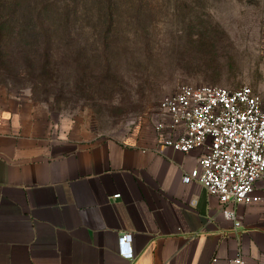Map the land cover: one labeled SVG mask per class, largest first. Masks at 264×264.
<instances>
[{"label":"crops","instance_id":"obj_1","mask_svg":"<svg viewBox=\"0 0 264 264\" xmlns=\"http://www.w3.org/2000/svg\"><path fill=\"white\" fill-rule=\"evenodd\" d=\"M150 119L103 136L0 93V264H264V204L237 206L236 226L183 180L202 150L159 152Z\"/></svg>","mask_w":264,"mask_h":264},{"label":"rangeland","instance_id":"obj_2","mask_svg":"<svg viewBox=\"0 0 264 264\" xmlns=\"http://www.w3.org/2000/svg\"><path fill=\"white\" fill-rule=\"evenodd\" d=\"M47 2L49 31L0 26V93L55 120L123 138L180 83L264 90V0Z\"/></svg>","mask_w":264,"mask_h":264},{"label":"built area","instance_id":"obj_3","mask_svg":"<svg viewBox=\"0 0 264 264\" xmlns=\"http://www.w3.org/2000/svg\"><path fill=\"white\" fill-rule=\"evenodd\" d=\"M150 118L159 152L167 147L185 153L202 150L199 168L184 174L183 180L199 182L218 199L223 213L236 220V226L237 206L264 204V90L246 84L230 89L180 83L160 100ZM130 240V233L119 237L126 257L133 255L127 248ZM223 264L246 263L238 255Z\"/></svg>","mask_w":264,"mask_h":264},{"label":"trees","instance_id":"obj_4","mask_svg":"<svg viewBox=\"0 0 264 264\" xmlns=\"http://www.w3.org/2000/svg\"><path fill=\"white\" fill-rule=\"evenodd\" d=\"M23 1L0 0V26L7 19L18 17L38 26L42 30L41 32L49 31L48 19L57 15L59 10L49 9L47 0H27L25 4Z\"/></svg>","mask_w":264,"mask_h":264}]
</instances>
